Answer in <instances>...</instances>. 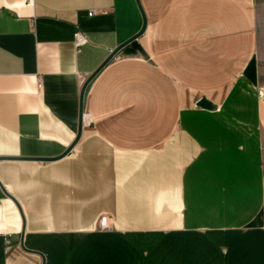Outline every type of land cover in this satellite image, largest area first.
I'll return each instance as SVG.
<instances>
[{
	"label": "crops",
	"instance_id": "1",
	"mask_svg": "<svg viewBox=\"0 0 264 264\" xmlns=\"http://www.w3.org/2000/svg\"><path fill=\"white\" fill-rule=\"evenodd\" d=\"M139 3L41 160L142 15L0 0V264H264V0Z\"/></svg>",
	"mask_w": 264,
	"mask_h": 264
},
{
	"label": "water",
	"instance_id": "2",
	"mask_svg": "<svg viewBox=\"0 0 264 264\" xmlns=\"http://www.w3.org/2000/svg\"><path fill=\"white\" fill-rule=\"evenodd\" d=\"M137 5L140 9L141 15H142V26L141 28L135 33L133 34L131 37H129L127 40H125L124 42H122L121 44H119L116 48H114L110 54L103 60V62L91 73L89 74V76L84 80L82 86H81V90H80V96H79V113H78V130H77V134L75 139L73 140V142L64 150V152H62L60 155L55 156V157H51V158H30V159H41V160H54V159H58L62 156H64L66 153L69 152V150L72 148V146L74 145V143L76 142V140L78 139L80 133H81V127H82V111H83V105L85 102V97L86 94L89 90L90 84L92 79L94 78V76L98 73V71L103 67V65L109 61L116 53L118 52H122L124 54H132L135 53L136 51L139 52H143L141 49V46L139 45V43L136 41V38L142 33V31L145 28V23H146V19H145V15L143 13V10L141 8V5L139 3V0H136ZM197 104L199 106L205 107V108H209L211 106L210 102L207 101L205 98H201Z\"/></svg>",
	"mask_w": 264,
	"mask_h": 264
},
{
	"label": "built area",
	"instance_id": "3",
	"mask_svg": "<svg viewBox=\"0 0 264 264\" xmlns=\"http://www.w3.org/2000/svg\"><path fill=\"white\" fill-rule=\"evenodd\" d=\"M95 10L88 11V15H92ZM86 41V37L84 32L79 29H76L73 33V42L76 48H79L84 42ZM82 123H89L91 121V117L88 112L83 111L82 114ZM5 243L8 245L10 244V238H5Z\"/></svg>",
	"mask_w": 264,
	"mask_h": 264
}]
</instances>
